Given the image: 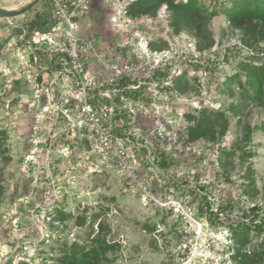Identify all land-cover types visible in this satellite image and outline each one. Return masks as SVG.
<instances>
[{
	"label": "rangeland",
	"instance_id": "rangeland-1",
	"mask_svg": "<svg viewBox=\"0 0 264 264\" xmlns=\"http://www.w3.org/2000/svg\"><path fill=\"white\" fill-rule=\"evenodd\" d=\"M31 1L0 0V9L18 10ZM45 2L36 10L53 14ZM126 2L123 16L115 10L116 0H94L80 36H93L113 49L126 41L122 30L139 31L152 40V50L184 54L171 74L173 107L213 88V104L202 109L196 138L188 137L195 126L187 118L192 115L179 127L181 142L197 146L200 155L161 146L147 138V123L125 119L135 137H142L134 153L144 186L158 197L188 202L193 213L185 220L144 202L113 160L91 152V135L78 125L79 102L61 98L70 77L55 79L54 65L52 72L38 71L31 62L32 46L17 33L34 12L0 18V264H56L81 248L88 253L98 237L116 246L106 253L111 264H264V227L257 232L250 224L252 208L255 223L264 220V131L256 129L264 128V98L258 103L242 98L238 85L231 95L217 88L239 73L249 92L246 70L264 66V27L231 25L220 13L225 0H197L208 10L217 8L211 19L166 5L136 16L134 3L145 9L153 0ZM253 53L259 58L251 59ZM185 56L213 69L205 75L185 63ZM155 150L163 153L167 168L159 166ZM205 202L211 212L230 208L211 224Z\"/></svg>",
	"mask_w": 264,
	"mask_h": 264
},
{
	"label": "built area",
	"instance_id": "built-area-1",
	"mask_svg": "<svg viewBox=\"0 0 264 264\" xmlns=\"http://www.w3.org/2000/svg\"><path fill=\"white\" fill-rule=\"evenodd\" d=\"M49 1L56 24L48 33H34L28 42L33 46V66L38 71L52 72L54 65L58 67L53 71L55 79L62 75L70 77L69 90L61 98L79 102L78 125L89 131L92 153L113 160L144 202L188 220V213H193L188 202L177 201L171 195L158 197L144 186L137 169L138 154L134 153L139 150L142 137H135L125 119H131V124L147 123V138L161 146L200 155L202 150L197 146H184L179 127L187 115H196L213 104L212 86L191 99L185 98L181 108L173 107L171 74L176 60L184 54L172 49L152 50L150 38L139 31L126 30L121 31L124 35L120 34L126 41L107 49L100 39L80 36L82 19L89 15L94 0ZM127 6L126 0H116L114 4L123 16L127 15ZM187 57L185 63L195 64L205 75L213 69L210 63ZM116 117L118 120L114 121ZM116 123L120 133L116 131Z\"/></svg>",
	"mask_w": 264,
	"mask_h": 264
},
{
	"label": "trees",
	"instance_id": "trees-1",
	"mask_svg": "<svg viewBox=\"0 0 264 264\" xmlns=\"http://www.w3.org/2000/svg\"><path fill=\"white\" fill-rule=\"evenodd\" d=\"M46 5L52 8L49 0H46ZM170 6L174 9H178L181 12L186 13L192 18H198L204 16L206 19H211L216 16L219 12L216 7H212L210 10L200 3L197 0H187L185 3L179 2L177 4L173 3V0H153V2L145 9L139 7L138 2L134 3L131 11L133 15H141V14H154L156 10L162 6ZM31 12H34V16L31 17L22 27L17 28V33L22 36V41L31 46L28 42H30L31 37L34 33H48L51 28L56 24V20L51 14V12H43L39 13L34 7ZM220 13L223 14L229 23L236 28H243L245 25L255 26L257 24H261L264 27V0H225L224 3L220 4ZM33 48V46H32ZM2 48L0 47V54ZM258 51V50H253ZM260 52H264V49L260 50ZM259 54H252L251 59L259 58ZM245 68V66H244ZM246 85L249 88V92L245 89L244 85L241 84L240 74H234L233 76L226 78L222 84L218 85V91L224 94H232V87L234 85H238V88L241 91L242 98L248 97L252 102L258 103L261 102L264 98V66H255L246 70ZM205 111L199 112V114L193 116H187L189 120H194L195 126L189 128L188 137L189 140H193L196 138L199 127L201 126V122L204 120ZM200 115V117H197ZM220 115V114H219ZM220 117V116H219ZM202 120V121H201ZM264 131V128H256ZM155 159L159 158L157 163L161 168H167L169 166L168 161L163 156V153L157 152L155 150ZM227 155H230L229 152ZM247 155V154H243ZM206 212L208 215V221L211 224H218L220 217H223L226 214V210L230 208L229 206L219 207L216 210V213L210 211V206L207 202ZM200 212H203V208L199 207ZM59 213V212H58ZM252 218L250 220V224L252 229L257 232H261L264 227L263 222L255 223L256 216V208H252L251 210ZM212 216L216 218V220H212ZM243 228L242 226L239 227ZM244 234V233H243ZM90 250L88 253H83V249L81 248V253L76 255L66 254L63 259L56 264H111L109 260L106 258V253L114 250L115 245L107 244L105 240L98 237L95 241L90 243ZM237 256V255H236Z\"/></svg>",
	"mask_w": 264,
	"mask_h": 264
},
{
	"label": "water",
	"instance_id": "water-1",
	"mask_svg": "<svg viewBox=\"0 0 264 264\" xmlns=\"http://www.w3.org/2000/svg\"><path fill=\"white\" fill-rule=\"evenodd\" d=\"M40 1L41 0H32L26 6H24L23 8H20L18 10L0 9V18H2V19H6V18L10 19V18H15V17L22 16V15L30 12L34 7H36L38 5V3Z\"/></svg>",
	"mask_w": 264,
	"mask_h": 264
}]
</instances>
